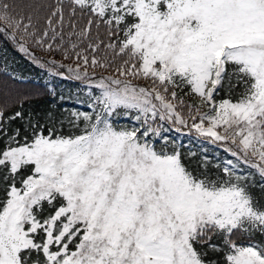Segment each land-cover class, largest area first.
<instances>
[{
	"label": "snow or ice",
	"instance_id": "1",
	"mask_svg": "<svg viewBox=\"0 0 264 264\" xmlns=\"http://www.w3.org/2000/svg\"><path fill=\"white\" fill-rule=\"evenodd\" d=\"M0 42L87 109L0 91V264H264V0H0Z\"/></svg>",
	"mask_w": 264,
	"mask_h": 264
},
{
	"label": "trees",
	"instance_id": "2",
	"mask_svg": "<svg viewBox=\"0 0 264 264\" xmlns=\"http://www.w3.org/2000/svg\"><path fill=\"white\" fill-rule=\"evenodd\" d=\"M35 54L43 59L48 58L43 52L37 51ZM51 88L64 94L66 99L63 102L54 99L49 95ZM0 91L8 96H14L17 93H31L33 99L25 105L26 110L31 109L43 113L52 109L58 117L67 115L74 108L81 111L87 110L85 105L67 99L70 92L78 91L71 82L50 77L45 70L33 65L27 56L18 52L10 43L2 42H0ZM9 110L12 111L14 108ZM170 135L175 136L174 133ZM179 140H182L186 146L188 145L187 138L179 137ZM207 155L210 158L209 166H211V157L222 155V153L209 147ZM200 159L198 154L194 160L186 162L195 167Z\"/></svg>",
	"mask_w": 264,
	"mask_h": 264
}]
</instances>
